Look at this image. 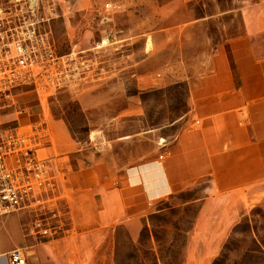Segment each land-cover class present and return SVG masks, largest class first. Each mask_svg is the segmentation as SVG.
<instances>
[{
  "label": "rangeland",
  "instance_id": "rangeland-1",
  "mask_svg": "<svg viewBox=\"0 0 264 264\" xmlns=\"http://www.w3.org/2000/svg\"><path fill=\"white\" fill-rule=\"evenodd\" d=\"M60 1L64 15L52 22L60 52L74 42L88 49L100 38L107 24L98 11L107 1L121 6L108 23L120 41L101 52L100 79L40 100L34 95L37 109L64 121L80 145L91 136L117 163L130 165L157 153V143L184 125L190 76L214 41L240 31L242 11L260 0ZM85 96L95 104L88 110ZM17 112L0 109V130L16 124ZM206 186L162 200L135 240L119 228L116 264H264V184L211 199Z\"/></svg>",
  "mask_w": 264,
  "mask_h": 264
},
{
  "label": "crops",
  "instance_id": "crops-1",
  "mask_svg": "<svg viewBox=\"0 0 264 264\" xmlns=\"http://www.w3.org/2000/svg\"><path fill=\"white\" fill-rule=\"evenodd\" d=\"M241 20L190 76L184 125L146 160L119 164L96 139L80 145L64 121H49L50 142L39 152L50 158L52 186L29 208L0 217V264L15 249L27 264H116L119 228L137 239L144 217L171 195L205 183L211 199L264 184V0ZM34 95L21 92L24 109L12 127L41 116ZM81 105L95 104L85 96Z\"/></svg>",
  "mask_w": 264,
  "mask_h": 264
},
{
  "label": "built area",
  "instance_id": "built-area-1",
  "mask_svg": "<svg viewBox=\"0 0 264 264\" xmlns=\"http://www.w3.org/2000/svg\"><path fill=\"white\" fill-rule=\"evenodd\" d=\"M58 0H0V109L22 107L19 95L28 88L38 98L101 78V52L117 44L111 24L119 4L107 1L98 11L100 38L90 48L74 42L58 50L52 22L61 16ZM49 120L0 130V217L29 208L52 186L50 158L39 152L50 142ZM161 143L165 140L162 139ZM43 229L47 235L51 229ZM9 264H27L19 249L9 252Z\"/></svg>",
  "mask_w": 264,
  "mask_h": 264
}]
</instances>
